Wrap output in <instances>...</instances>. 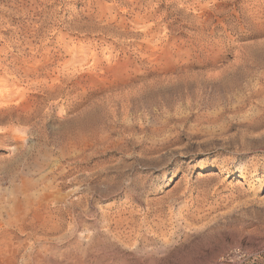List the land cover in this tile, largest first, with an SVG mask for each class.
<instances>
[{
	"label": "rangeland",
	"instance_id": "374dc122",
	"mask_svg": "<svg viewBox=\"0 0 264 264\" xmlns=\"http://www.w3.org/2000/svg\"><path fill=\"white\" fill-rule=\"evenodd\" d=\"M0 264H264V0H0Z\"/></svg>",
	"mask_w": 264,
	"mask_h": 264
}]
</instances>
